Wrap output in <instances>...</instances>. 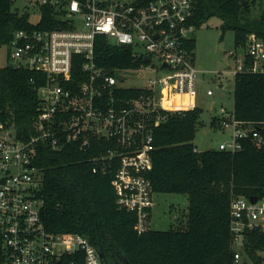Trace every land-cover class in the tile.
I'll return each instance as SVG.
<instances>
[{
	"label": "built area",
	"instance_id": "1",
	"mask_svg": "<svg viewBox=\"0 0 264 264\" xmlns=\"http://www.w3.org/2000/svg\"><path fill=\"white\" fill-rule=\"evenodd\" d=\"M29 3L38 10L42 5L52 7L58 25L16 30L7 45L8 58L16 67L42 73L45 82L38 88L36 132L27 139L21 138L0 112V264H58L68 255L81 258L83 264H102L98 247L87 237L52 233L45 228L42 175L33 164L36 145L59 150L73 142L86 150L93 139L108 143L91 159L93 172L106 171L112 162L118 163L111 181L115 204L136 214L138 233L147 231L154 194L148 177L154 129L169 112L195 106L198 69L189 46L197 27L193 1ZM97 35L130 48L138 65L122 69L98 66L94 59ZM227 55L234 60V67L227 71L234 82L238 73L260 76L264 82V41L254 33L248 34L244 46ZM75 63L80 65V78L73 75ZM126 78L143 85H124ZM119 89L139 92L125 97L118 94ZM207 94L212 95V91L207 90ZM189 98L191 101L185 103ZM220 112L221 116H212L214 124L227 131L228 138L219 143V151L234 153L246 143L264 144V113L258 120H245L236 117L234 107H222ZM229 210L234 261L238 263L247 232L264 233V196L255 202L234 196Z\"/></svg>",
	"mask_w": 264,
	"mask_h": 264
},
{
	"label": "trees",
	"instance_id": "2",
	"mask_svg": "<svg viewBox=\"0 0 264 264\" xmlns=\"http://www.w3.org/2000/svg\"><path fill=\"white\" fill-rule=\"evenodd\" d=\"M196 26L218 18L221 38L232 31L234 46L245 45L248 34L264 41V13H255L254 0H192ZM14 0H0V47L8 45L20 29L52 28L57 24L54 9L39 6L36 25L29 12L13 8ZM191 50L195 47L192 39ZM94 59L98 66L114 69L136 67L130 48L111 43L103 35L95 38ZM73 75L80 78V65ZM81 77H83L81 75ZM45 76L16 66H0V112L14 124L18 135L27 139L36 132L35 118ZM234 112L237 118L258 120L264 113V82L260 76L238 73L234 82ZM131 97L137 89H119ZM202 110L169 112L153 132L152 169L148 172L154 193H178L187 197L184 224L165 230L136 229V214L118 208L111 184L112 162L106 171L93 172L91 159L108 143L93 139L86 150L66 143L52 150L36 145L33 164L42 175L44 226L52 233H77L87 237L105 256L125 255L131 264H237L230 233V200L234 196H264V144L246 143L234 153L210 148L197 151L195 132L202 125ZM211 126L215 127L212 117ZM242 264L264 263V233L247 232ZM58 264H83L73 255Z\"/></svg>",
	"mask_w": 264,
	"mask_h": 264
},
{
	"label": "rangeland",
	"instance_id": "3",
	"mask_svg": "<svg viewBox=\"0 0 264 264\" xmlns=\"http://www.w3.org/2000/svg\"><path fill=\"white\" fill-rule=\"evenodd\" d=\"M12 7L19 12H29L31 23H36L40 18L39 10L32 6L29 0H14ZM253 8L257 14L264 13V0H254ZM219 25V19L213 17L201 26H197L191 34L195 40L192 60L198 69L194 101L195 106L202 110L200 116L202 125L193 138L197 151L216 149L220 142L227 140L228 132L212 127L210 121L212 116H221L222 107L233 110L234 106L233 75L227 72L229 68L234 67V60L227 55L230 50L236 51L234 37L232 31H226L221 38ZM5 65L15 66V63L8 58V46L3 45L0 47V66ZM217 73L221 75L220 78L216 77ZM124 85L139 87L143 83L126 78ZM227 86H231V89H227ZM207 90H211L212 95H208ZM187 204L185 194L154 193L150 228L165 230L170 226L183 225ZM240 253L241 257L237 264H242L246 258L243 252Z\"/></svg>",
	"mask_w": 264,
	"mask_h": 264
},
{
	"label": "water",
	"instance_id": "4",
	"mask_svg": "<svg viewBox=\"0 0 264 264\" xmlns=\"http://www.w3.org/2000/svg\"><path fill=\"white\" fill-rule=\"evenodd\" d=\"M241 2L244 5H247L249 3V0H241ZM226 88L230 90L231 86H227ZM257 199H258V195H252V196L249 197V200L251 202H255ZM41 216H43V209L42 208H41ZM98 251H99V256L101 258L102 264H109L108 260H107V257L105 256V254H104V252H103L101 247L98 248ZM116 253H117L119 261H121V264H131L129 262L128 258L125 255L119 254L118 250H116Z\"/></svg>",
	"mask_w": 264,
	"mask_h": 264
},
{
	"label": "flooded vegetation",
	"instance_id": "5",
	"mask_svg": "<svg viewBox=\"0 0 264 264\" xmlns=\"http://www.w3.org/2000/svg\"><path fill=\"white\" fill-rule=\"evenodd\" d=\"M107 258L109 264H121V261H119L118 256L110 255Z\"/></svg>",
	"mask_w": 264,
	"mask_h": 264
},
{
	"label": "bare ground",
	"instance_id": "6",
	"mask_svg": "<svg viewBox=\"0 0 264 264\" xmlns=\"http://www.w3.org/2000/svg\"><path fill=\"white\" fill-rule=\"evenodd\" d=\"M186 100V102L185 103H189L190 101H191V98H189V99H185ZM177 101H179V100H173V103H177ZM181 102V101H180ZM182 102H184L183 100H182ZM168 103H170V102H168ZM185 103L184 104H182V105H185ZM181 105V106H182Z\"/></svg>",
	"mask_w": 264,
	"mask_h": 264
},
{
	"label": "crops",
	"instance_id": "7",
	"mask_svg": "<svg viewBox=\"0 0 264 264\" xmlns=\"http://www.w3.org/2000/svg\"><path fill=\"white\" fill-rule=\"evenodd\" d=\"M192 39L194 40V38H193V37H192ZM194 42H195V40H194ZM194 48H195V47H194ZM193 50H194V49H193ZM193 50H192V51H193ZM194 107H195V106H194ZM190 110H191V109H190ZM216 149H217V148H216ZM217 150H218V149H217ZM150 220H151V216H150Z\"/></svg>",
	"mask_w": 264,
	"mask_h": 264
}]
</instances>
